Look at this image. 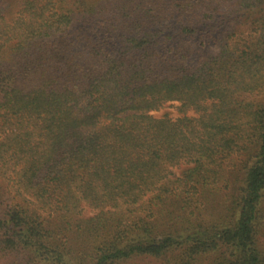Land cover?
Masks as SVG:
<instances>
[{
  "label": "trees",
  "instance_id": "16d2710c",
  "mask_svg": "<svg viewBox=\"0 0 264 264\" xmlns=\"http://www.w3.org/2000/svg\"><path fill=\"white\" fill-rule=\"evenodd\" d=\"M263 239L264 0H0V264H264Z\"/></svg>",
  "mask_w": 264,
  "mask_h": 264
},
{
  "label": "rangeland",
  "instance_id": "374dc122",
  "mask_svg": "<svg viewBox=\"0 0 264 264\" xmlns=\"http://www.w3.org/2000/svg\"><path fill=\"white\" fill-rule=\"evenodd\" d=\"M176 110L174 106L168 105L166 106L164 109L158 111L157 113H155V117H162V116H168L170 118H175L176 117ZM181 172V170H174V174L175 175H179ZM85 215L89 216L90 212L86 211ZM264 242V239H263Z\"/></svg>",
  "mask_w": 264,
  "mask_h": 264
}]
</instances>
